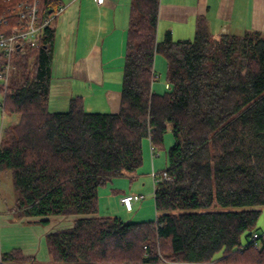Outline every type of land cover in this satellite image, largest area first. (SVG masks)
Returning a JSON list of instances; mask_svg holds the SVG:
<instances>
[{"label": "trees", "instance_id": "1", "mask_svg": "<svg viewBox=\"0 0 264 264\" xmlns=\"http://www.w3.org/2000/svg\"><path fill=\"white\" fill-rule=\"evenodd\" d=\"M22 2L30 1L0 0V33L19 23ZM37 7L43 20L64 5L39 0ZM160 7L161 0H131L116 113L87 112L81 97L70 99L66 112L49 110L55 27L13 58L2 113L19 119L0 134V175H10L17 193L8 212L44 225L52 216H76L72 227L46 235L50 264H264V233L257 231L264 208V33L213 37L199 16L193 40H174L168 31L159 41ZM157 54L167 62L164 94L153 90ZM4 64L0 52V69ZM168 130L175 143L167 168L154 175L156 220L98 216L99 188L134 175L144 139L154 157ZM0 262L39 263L20 248L2 253Z\"/></svg>", "mask_w": 264, "mask_h": 264}, {"label": "rangeland", "instance_id": "2", "mask_svg": "<svg viewBox=\"0 0 264 264\" xmlns=\"http://www.w3.org/2000/svg\"><path fill=\"white\" fill-rule=\"evenodd\" d=\"M64 5V10L60 11L58 17L52 22V27H56L61 23L66 22L63 26V35L58 39L56 50L53 59L52 83L49 96V109L54 112H66L69 109V98L73 96L74 91L88 92L89 85L85 87L84 81L76 80L72 74V67L69 57L63 50L66 46L63 44V39L67 43L74 44L79 41L80 47L86 46L91 37L97 36L98 31L113 30L117 33H128L129 14L131 0H115L116 8L109 10L95 5L94 0H61ZM167 3L166 0H161V4ZM75 2V3H74ZM81 2H87L82 14L79 13ZM161 32L166 26L165 21L161 20ZM178 24L174 23V26ZM184 39L193 40L195 37V28L191 25V30L183 34ZM63 37V38H62ZM165 36L160 37V41ZM181 38V37H178ZM174 37V40H178ZM83 52L79 49L78 55ZM166 69L167 62L161 54H157L155 58V73L156 80L153 83V90L158 94H164L166 90ZM115 85L121 84L123 71L114 66L112 73ZM79 83V84H78ZM94 94L86 97V110L91 113H112V108L105 96L106 90L99 87H94ZM1 96V94H0ZM2 96L0 97V100ZM7 110V108H6ZM18 116H10L9 113L3 115L0 110V134L3 133L7 126L14 125L18 121ZM175 140L173 133L168 130L164 135L163 145L154 152L149 139L143 141V165L139 170L130 176H119L113 178L105 186L99 188V213L102 217H118L124 222H152L156 220L157 211L155 207L154 189H155V174L157 177L168 166L167 152L174 145ZM124 195H140L141 200L134 203L133 209L128 211L121 204V197ZM17 198L16 189L10 175H0V216L8 217V209L11 208ZM2 214V215H1ZM0 217V218H1ZM76 216H52L49 217V224L40 223H25L18 225H9L2 228L1 241L2 249L4 243L8 246L20 244L30 246L31 249L36 247L38 261L45 262L47 257L45 235L48 232L60 228H69L74 224ZM31 219V218H29ZM17 221V220H16ZM15 221V222H16ZM258 233H264V208L257 222ZM244 238L243 243L246 244ZM159 248L162 249L163 244L159 242ZM1 247V246H0ZM40 248V249H39ZM171 264H184L170 262ZM0 264H3L0 262ZM13 264V263H5ZM42 264V263H38ZM50 264V263H43Z\"/></svg>", "mask_w": 264, "mask_h": 264}, {"label": "crops", "instance_id": "3", "mask_svg": "<svg viewBox=\"0 0 264 264\" xmlns=\"http://www.w3.org/2000/svg\"><path fill=\"white\" fill-rule=\"evenodd\" d=\"M77 1L80 0H76L75 2ZM94 1L97 7H106L108 10L110 8H116L117 5L115 0H106L104 4H98L97 0ZM166 2L163 4L162 1L160 7V19L157 29V39L159 41L160 37L165 36L168 31L171 32L173 39L174 37H181L178 40H186L183 34L191 30V25L195 28L196 19L199 16L207 19L213 37L223 34L243 35L249 31H260L264 33V0H166ZM86 3L81 2L79 6L80 15ZM161 20H164L166 24L163 32H161ZM174 23L178 24V26L172 27L171 25L174 26ZM65 24L66 22L55 27L56 39L54 54L57 41L63 35L62 30ZM63 44L66 46L63 52L67 54L70 61L72 60L71 64L73 63L71 67L74 78L84 81L85 87L90 86L87 94L79 90L74 91L73 96L67 101L70 102V99L74 97H81L86 110V97L94 94V87H99L102 90H106L105 96L112 108V113L118 112L120 108L122 80L121 84L118 83L115 85L112 73L114 66H118L122 71L124 69L127 32L119 34L113 30H105V33L102 34L101 30L100 32L98 31L95 38L93 36L91 37V40L88 41L86 46L82 45L80 47L78 40L74 44H71L63 39ZM79 49L83 52L81 55H78ZM30 220L32 219L26 218L16 221V218L11 213H9L8 217L0 218V257L2 253L20 248L25 255L34 256L38 261L36 247L31 249L27 244L24 246L20 244L8 246V243H4V247L7 246L8 248L2 249V228L11 224L18 225L20 223L23 225L29 223L28 221ZM47 262L50 263L48 251L46 261L39 263L43 264Z\"/></svg>", "mask_w": 264, "mask_h": 264}, {"label": "built area", "instance_id": "4", "mask_svg": "<svg viewBox=\"0 0 264 264\" xmlns=\"http://www.w3.org/2000/svg\"><path fill=\"white\" fill-rule=\"evenodd\" d=\"M38 1L34 0L33 3L22 2L19 4L17 9V15L20 18L19 23L8 33H0V52L5 57V64L0 69V94L2 96L0 110L4 108V99L17 67L13 62L14 56L16 54L25 55L29 48L36 46L43 29L52 27V22L58 17L59 12L64 10L62 7L55 13L51 12L47 18L42 20L38 15ZM105 1L97 0L98 4H104ZM163 177L167 178V175L164 174ZM141 198L140 195H124L120 201L128 211H131L134 203L140 201ZM258 237L259 234L255 233L252 238L255 241L253 245L256 248L260 247L257 241Z\"/></svg>", "mask_w": 264, "mask_h": 264}, {"label": "bare ground", "instance_id": "5", "mask_svg": "<svg viewBox=\"0 0 264 264\" xmlns=\"http://www.w3.org/2000/svg\"><path fill=\"white\" fill-rule=\"evenodd\" d=\"M28 1L31 2V0H28ZM30 2H28V3H30ZM31 3H32V2H31ZM14 10H15V12H16V9H14ZM15 12H14V13H15ZM1 21H2V20H1ZM1 21H0V22H1ZM2 23H3V21H2ZM15 71H16V70H15ZM0 97H1V96H0ZM4 103H5V100H4ZM3 109H4V108H3Z\"/></svg>", "mask_w": 264, "mask_h": 264}]
</instances>
